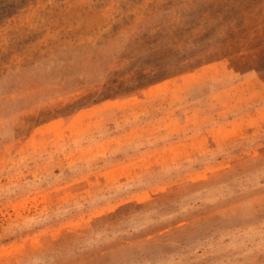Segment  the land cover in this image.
I'll use <instances>...</instances> for the list:
<instances>
[{
    "label": "rangeland",
    "instance_id": "rangeland-1",
    "mask_svg": "<svg viewBox=\"0 0 264 264\" xmlns=\"http://www.w3.org/2000/svg\"><path fill=\"white\" fill-rule=\"evenodd\" d=\"M0 264H264V0H0Z\"/></svg>",
    "mask_w": 264,
    "mask_h": 264
}]
</instances>
